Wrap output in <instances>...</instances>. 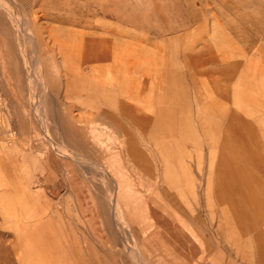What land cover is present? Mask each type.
I'll return each instance as SVG.
<instances>
[{"label": "rangeland", "instance_id": "1", "mask_svg": "<svg viewBox=\"0 0 264 264\" xmlns=\"http://www.w3.org/2000/svg\"><path fill=\"white\" fill-rule=\"evenodd\" d=\"M89 2L0 0V264L62 262L32 207L89 264H264V0ZM86 18L110 35L52 36ZM82 77L132 80L112 121L67 95Z\"/></svg>", "mask_w": 264, "mask_h": 264}, {"label": "crops", "instance_id": "2", "mask_svg": "<svg viewBox=\"0 0 264 264\" xmlns=\"http://www.w3.org/2000/svg\"><path fill=\"white\" fill-rule=\"evenodd\" d=\"M87 2H89V0H87ZM89 5L97 7L96 5H93L91 3ZM89 10H91V8H89ZM100 10L104 13L108 12V10L105 7H101ZM80 25L82 27L81 29H77L75 26L52 27L51 30L55 32L52 34V36L53 37H65V38H86L88 37V38L97 40L98 38H104V37L107 38L108 35H110L107 33L108 31L105 28L104 29L101 28L103 32L102 35H97L93 33L91 31L92 28L89 24L88 18H86ZM111 39H113V42H112L113 46L119 47L120 49L124 48L125 45L127 44L125 43V41L123 42L120 41L118 37H114ZM127 48H129V46H127ZM140 70L141 68L138 65L137 72L140 73ZM120 79L121 78L107 79V78H98V77L97 78L82 77L80 79H70L69 80L70 83L67 84L68 85L67 95L70 97H73L76 101H78L80 109L90 108L91 110L98 112L99 116H102L104 118H108L109 120H111L114 117V101H119V100H115L113 84L115 81L117 82L116 83L117 85L125 84L124 79H121V80ZM125 80H127L126 85L129 84L128 81L132 82L131 79L130 80L125 79ZM140 80H145L144 77H142V74H140V76L138 74V77L136 79V81H140ZM99 81L100 82L102 81L100 83L101 86L99 84ZM133 81L135 82V79H133ZM67 91L65 92L67 93ZM93 97L95 98L93 99ZM70 116L75 118L76 122L78 121V119H80V118H76L73 115H70ZM58 156H60L59 158L61 159L65 158L63 160H68V158L63 156L62 154H59ZM50 158H53V155H51ZM76 162L77 161H75V163ZM8 165L10 166V169L12 172L11 174L15 176V178L11 177L10 180H13V181L18 180L17 179L18 168H16V164L12 161V159H10L8 161ZM73 170L74 169H71V172ZM33 181L37 182V180H34L33 176H31V182L33 183ZM38 192L40 193V190H38ZM47 201L50 207V201L48 199ZM35 211H36V214H42L43 216L41 217L42 221L32 220L31 222L32 229H37L36 230L37 232L35 234L32 232L33 235H37L36 236L37 238L33 237V239L37 240L36 244L38 245L53 244V246L62 247L61 248L62 256L59 255V258H61L62 262H60L59 264H89V260L87 259L84 253V250H83V253H77V252H74L73 248H71V247L81 246L80 240L78 236L75 234V231L71 227L70 223L64 219V217L58 210L52 213V211L49 208L46 209L43 207L42 211H40L38 208L35 209V207H32V213L35 214ZM27 229H29L30 231V227H28ZM66 247H69V248L67 249ZM88 247H92V246L89 245ZM88 252L92 255L94 264H111L110 260H107L101 257L100 254H98V252L95 249L93 250L88 249ZM74 256L77 259H74L73 258ZM169 256H171L172 261L176 260L175 255L170 254Z\"/></svg>", "mask_w": 264, "mask_h": 264}, {"label": "bare ground", "instance_id": "3", "mask_svg": "<svg viewBox=\"0 0 264 264\" xmlns=\"http://www.w3.org/2000/svg\"><path fill=\"white\" fill-rule=\"evenodd\" d=\"M35 44V43H34ZM91 51V50H90ZM36 52V51H35ZM35 54V53H34ZM36 55V54H35ZM92 56V55H91ZM37 58V57H36ZM37 60H38V58H37ZM37 60H35L36 62H37ZM65 60L67 61V57L65 56ZM39 62V61H38ZM104 63V62H103ZM38 64V63H37ZM37 66V65H36ZM72 68H74V67H72ZM121 79H123V78H121ZM120 79V80H121ZM102 82V81H101ZM100 81H99V84L101 83ZM125 82V81H124ZM98 83V82H97ZM103 84H104V82H103ZM126 84V83H125ZM100 86H101V84H100ZM109 86V85H108ZM106 87V86H105ZM107 91V90H106ZM95 97H93V99H94ZM90 99V98H89ZM91 100V99H90ZM89 102V101H88ZM91 102V101H90ZM93 103V102H92ZM91 103V104H92ZM87 104H89V103H87ZM40 106H41V104H40ZM42 117V116H41ZM139 122H140V120H139ZM152 123V122H151ZM145 124V123H144ZM6 180V179H5Z\"/></svg>", "mask_w": 264, "mask_h": 264}]
</instances>
